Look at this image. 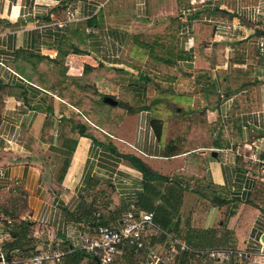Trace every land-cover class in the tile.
<instances>
[{"label":"crops","instance_id":"0c3cea01","mask_svg":"<svg viewBox=\"0 0 264 264\" xmlns=\"http://www.w3.org/2000/svg\"><path fill=\"white\" fill-rule=\"evenodd\" d=\"M147 1L127 16L118 0H0V264L50 248L97 264L81 238L130 204L160 232L124 264H264V0H154V17ZM147 19L177 23L154 74L134 37ZM85 122L93 137L71 129ZM226 248L243 255L198 254Z\"/></svg>","mask_w":264,"mask_h":264},{"label":"built area","instance_id":"2783aa9c","mask_svg":"<svg viewBox=\"0 0 264 264\" xmlns=\"http://www.w3.org/2000/svg\"><path fill=\"white\" fill-rule=\"evenodd\" d=\"M258 45L262 48V41H259ZM260 161L264 164V158ZM159 232V228L153 222L152 212L139 211L134 204H130L116 224L97 226L94 232L83 236L80 249L89 254L97 264H112L117 256L121 257L127 251L131 250L134 255L141 253L146 247V238L150 235L155 236ZM179 247L184 251L189 250L183 244ZM170 251L176 252L172 248ZM198 254L214 259H230L232 255L241 258L243 255L241 252H234L231 248L198 251ZM64 255L65 251L59 248L39 250L30 257L29 264H62ZM171 255H167L163 260L161 255L150 252L144 264L169 262L172 259Z\"/></svg>","mask_w":264,"mask_h":264},{"label":"rangeland","instance_id":"374dc122","mask_svg":"<svg viewBox=\"0 0 264 264\" xmlns=\"http://www.w3.org/2000/svg\"><path fill=\"white\" fill-rule=\"evenodd\" d=\"M118 2L121 5L119 8H125V10L122 9L120 14L124 13L127 16H131L133 14L132 11L136 10L135 0H118ZM147 2L148 3H146V7H145V9L149 8L147 11V14L151 17H154V15L158 14L160 8L158 5H156V3H154V0H148ZM175 6L176 5H174V3L172 1L171 2L170 1L165 2L163 4L161 10H160V11H162V16L163 15L169 16V14L172 10L176 11L178 7L175 8ZM145 9H143V11ZM166 12H168V13H166ZM137 20L133 24L134 30L136 29V33H135L134 37L136 38V41H138L141 38L144 42L145 41L148 43L152 42V51L149 52L150 54L148 57V59L150 58V61H146V62L148 63V65H147L148 73L154 74L155 68H152V67H154V62H156L154 55L155 54H157V55L162 54L163 57L168 58L166 56L165 51H159L160 50L159 46L156 44L170 45V42H171L170 34L171 33H169V30L172 26L175 28L177 23H176V21H172V20L170 21V19H167V20L166 19H162V20L159 19L158 21H154L153 19H147L146 20L147 22L145 21L146 24H143L142 22H144V21L141 22V21H137ZM140 26L143 28L139 29ZM141 30L144 31V33H142L144 35H142V34L140 35L139 33H137L138 31H141ZM174 37H176V36H174ZM154 39H156V40L153 42ZM136 45H138V44H136ZM143 49L146 50L145 48H143ZM169 53L170 52L167 51V54H169ZM137 57H138V53L135 54L134 58H137ZM135 63H136V68H138L139 63H137V62H135ZM158 65H159V63H158ZM149 68L153 69V70L149 71ZM157 72H159L160 75L161 74L168 75V73H165L164 71H161L160 69H157ZM134 74H140V71H138ZM167 85H168L167 86L168 89L171 88L170 84H167ZM166 101H167L166 105L171 106V108H174L172 114L170 115L174 124H180L179 126H175L174 128L177 129L180 134H182V133L187 134L188 129L190 127V123H191L190 122L191 120L189 118H191V117L190 116L187 117L184 115L181 117V109L178 112H176L175 108L177 105L180 106L183 110L184 107L181 103L173 102V101H170L169 99H167ZM194 120H195V123H202L203 122V115L198 114L197 116L194 117ZM181 125H183L184 128L180 127ZM198 134L201 135L200 132ZM178 136H181V135H178ZM112 264H124V262H123V260L121 261L120 257L117 256Z\"/></svg>","mask_w":264,"mask_h":264},{"label":"trees","instance_id":"16d2710c","mask_svg":"<svg viewBox=\"0 0 264 264\" xmlns=\"http://www.w3.org/2000/svg\"><path fill=\"white\" fill-rule=\"evenodd\" d=\"M103 96H101L100 99H102ZM89 102L87 100H83V103L80 104L78 103L77 104V107L82 111V112H85L87 111L86 108L84 106L88 105ZM86 113V117L91 121V122H94L95 121V118L94 116H91V114L89 112H85ZM156 122V120H154V123ZM75 128L78 129V132L76 133V136L78 135H84V136H88V137H93V132L94 131H97L98 130L96 128H94L93 126H91L89 123L85 122L84 124L82 125H71V129L75 130ZM157 128V127H156ZM102 225V224H100ZM99 226V225H98ZM82 251V250H81ZM84 252V251H82ZM85 254V252H84ZM64 258V257H63ZM63 258H62V262H63Z\"/></svg>","mask_w":264,"mask_h":264},{"label":"water","instance_id":"95a60500","mask_svg":"<svg viewBox=\"0 0 264 264\" xmlns=\"http://www.w3.org/2000/svg\"><path fill=\"white\" fill-rule=\"evenodd\" d=\"M261 35L264 37V30L262 31ZM103 101L110 104V105L116 104V101L112 97H109V96L104 97ZM211 154L215 155V152H212ZM261 241L264 244V234H262V236H261Z\"/></svg>","mask_w":264,"mask_h":264}]
</instances>
